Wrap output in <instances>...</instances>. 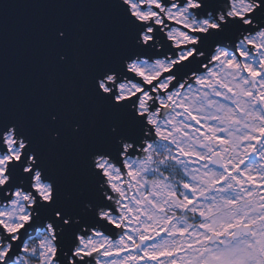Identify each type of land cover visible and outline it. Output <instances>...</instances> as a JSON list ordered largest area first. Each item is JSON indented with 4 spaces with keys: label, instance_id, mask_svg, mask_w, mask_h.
I'll return each mask as SVG.
<instances>
[{
    "label": "snow or ice",
    "instance_id": "6c2138e0",
    "mask_svg": "<svg viewBox=\"0 0 264 264\" xmlns=\"http://www.w3.org/2000/svg\"><path fill=\"white\" fill-rule=\"evenodd\" d=\"M0 0V264H264V0Z\"/></svg>",
    "mask_w": 264,
    "mask_h": 264
},
{
    "label": "water",
    "instance_id": "95a60500",
    "mask_svg": "<svg viewBox=\"0 0 264 264\" xmlns=\"http://www.w3.org/2000/svg\"><path fill=\"white\" fill-rule=\"evenodd\" d=\"M31 0H18L21 5L10 12V23L16 28H22L34 15L37 14L36 9L28 8L26 5Z\"/></svg>",
    "mask_w": 264,
    "mask_h": 264
}]
</instances>
